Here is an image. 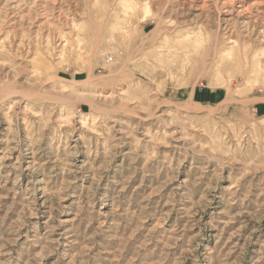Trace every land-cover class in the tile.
<instances>
[{
    "label": "rangeland",
    "instance_id": "obj_1",
    "mask_svg": "<svg viewBox=\"0 0 264 264\" xmlns=\"http://www.w3.org/2000/svg\"><path fill=\"white\" fill-rule=\"evenodd\" d=\"M0 264H264V0H0Z\"/></svg>",
    "mask_w": 264,
    "mask_h": 264
},
{
    "label": "bare ground",
    "instance_id": "obj_2",
    "mask_svg": "<svg viewBox=\"0 0 264 264\" xmlns=\"http://www.w3.org/2000/svg\"><path fill=\"white\" fill-rule=\"evenodd\" d=\"M15 7H16V6H15ZM13 8H14V7H13ZM14 9H15V8H14ZM226 16H228L227 13H226ZM223 18H224V19H222L223 24L225 23V26L228 25L230 19H227L228 17H227V18H226V17H223Z\"/></svg>",
    "mask_w": 264,
    "mask_h": 264
}]
</instances>
